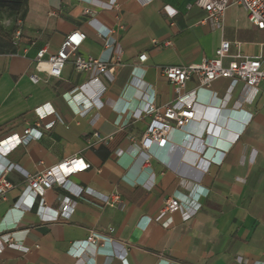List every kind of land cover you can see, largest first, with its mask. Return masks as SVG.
<instances>
[{
    "label": "crops",
    "instance_id": "0c3cea01",
    "mask_svg": "<svg viewBox=\"0 0 264 264\" xmlns=\"http://www.w3.org/2000/svg\"><path fill=\"white\" fill-rule=\"evenodd\" d=\"M195 1L24 0L17 15L0 10V142L27 129L41 133L0 153V172L11 168L10 187L0 193V237L20 242L0 252V264H264V81L255 89L239 83L227 99L228 80L205 88L192 76L180 95L193 99L195 118L154 146L147 162L137 152L152 117L132 114L151 94L157 108L178 97L161 68L213 59L224 41L231 57L264 60V30L240 6L229 7L222 29H213ZM73 31L85 35L79 55L112 64L114 80L101 77L104 90L95 98L89 94L98 85L76 92L89 75L71 63L59 78H28L38 51L46 47L47 59ZM70 157L88 165L69 178L70 189L90 195L54 186L25 209V175ZM103 196H117L123 207L102 204ZM173 196L182 208L156 221ZM91 233L108 244L86 246L74 258Z\"/></svg>",
    "mask_w": 264,
    "mask_h": 264
},
{
    "label": "built area",
    "instance_id": "2783aa9c",
    "mask_svg": "<svg viewBox=\"0 0 264 264\" xmlns=\"http://www.w3.org/2000/svg\"><path fill=\"white\" fill-rule=\"evenodd\" d=\"M240 6L246 13L248 22L258 30H264V0H196L195 6L202 9L206 13V20L210 23L213 29H222L223 17L225 11L233 6ZM111 9V6H107ZM205 21V20H204ZM110 32L103 34V38H108ZM20 33L16 32L15 38L18 39ZM72 37H77V40H73ZM85 40V35L79 31H73L69 33L63 40L59 50L47 59H44L47 53V48L44 47L38 51L35 58L34 72L28 76L29 81L32 84H37L41 81V76L59 78L64 66L67 63H71L73 68L78 72H86L89 75L88 81L77 89V93L85 94L89 90L91 85H98L100 90L98 92L92 91L89 95L90 98L97 97L104 88L100 83L101 77H107L110 82L114 80L111 65L109 62L102 61L100 59H94L91 57H83L79 55L78 51ZM166 45H168L166 43ZM229 42H221L218 48L214 52L213 59H204L200 64L189 65L186 67H170L161 68L160 73L173 88L177 94V100L169 105L163 107H155L154 96L151 94L148 97L145 107L142 111L132 114L133 118L140 119L143 116H151L152 119L141 137L138 145L137 152L139 156L144 157L143 161L147 162L151 157V149L154 146L163 147L166 142V138L174 128H183L190 121L195 118L194 102L193 99L186 100L181 96V92L184 89L186 82L192 77H196L200 87L209 88L210 84L217 79H225L230 82L227 90V99L230 97L231 92L235 86L239 83L244 86L255 89L264 81V60L260 57L249 58L246 56L236 55L231 57L229 55ZM118 55V54H117ZM232 58L226 66L223 65L225 59ZM145 55L139 56L138 60L144 62ZM119 57L115 58V62H119ZM115 63V64H116ZM74 92V93H76ZM76 93V94H77ZM70 101L73 97L70 94L66 96ZM125 114V111H123ZM96 139H99L97 133L93 135ZM41 137V133L35 130L27 129L23 132V136H12L6 140L0 142V153L7 155L13 149L21 144H27L31 140H38ZM88 169V165L77 157H70L53 168L47 169L41 172L37 176H27V199L25 200L24 208L31 209L35 199L37 197L42 198L44 194L51 190L54 186H58L65 189L69 194L76 198H82V194L90 195L88 190H82L76 188L70 189L69 178L79 172H83ZM11 170L10 167H5L0 172V193L5 192L10 185L5 180V175ZM98 201L106 206L112 204L123 207L117 196L98 198ZM42 202V201H41ZM72 205V202L68 201L61 211L62 214L67 213V209ZM182 208L178 198L173 196L167 198L163 202V206L160 210L156 221L162 220L164 217L171 215L175 211ZM58 212H55L53 219H56ZM167 219L163 225L169 224ZM150 219L146 221L148 224ZM109 240L103 236L95 233L89 234L84 242H81L79 247L73 251L72 256L79 258L86 246H99L103 248L107 245ZM17 243L13 238V234L0 237V252L6 247H17ZM21 247V246H19ZM22 248V247H21ZM237 264H247L242 258L236 259Z\"/></svg>",
    "mask_w": 264,
    "mask_h": 264
},
{
    "label": "trees",
    "instance_id": "16d2710c",
    "mask_svg": "<svg viewBox=\"0 0 264 264\" xmlns=\"http://www.w3.org/2000/svg\"><path fill=\"white\" fill-rule=\"evenodd\" d=\"M24 0H0V10L7 11L12 15H17Z\"/></svg>",
    "mask_w": 264,
    "mask_h": 264
},
{
    "label": "snow or ice",
    "instance_id": "6c2138e0",
    "mask_svg": "<svg viewBox=\"0 0 264 264\" xmlns=\"http://www.w3.org/2000/svg\"><path fill=\"white\" fill-rule=\"evenodd\" d=\"M73 40H77L78 38L77 37H72Z\"/></svg>",
    "mask_w": 264,
    "mask_h": 264
}]
</instances>
